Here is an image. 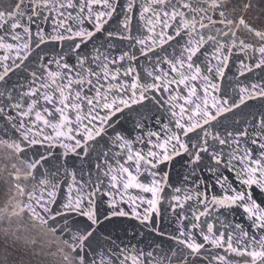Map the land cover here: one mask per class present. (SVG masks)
<instances>
[{"label": "snow or ice", "instance_id": "1", "mask_svg": "<svg viewBox=\"0 0 264 264\" xmlns=\"http://www.w3.org/2000/svg\"><path fill=\"white\" fill-rule=\"evenodd\" d=\"M0 264H264V0H0Z\"/></svg>", "mask_w": 264, "mask_h": 264}]
</instances>
